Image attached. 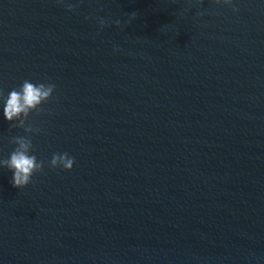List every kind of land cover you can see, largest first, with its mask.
I'll return each instance as SVG.
<instances>
[{
	"label": "water",
	"instance_id": "water-1",
	"mask_svg": "<svg viewBox=\"0 0 264 264\" xmlns=\"http://www.w3.org/2000/svg\"><path fill=\"white\" fill-rule=\"evenodd\" d=\"M70 2L0 0V88L56 86L0 264H264V0Z\"/></svg>",
	"mask_w": 264,
	"mask_h": 264
},
{
	"label": "clouds",
	"instance_id": "clouds-1",
	"mask_svg": "<svg viewBox=\"0 0 264 264\" xmlns=\"http://www.w3.org/2000/svg\"><path fill=\"white\" fill-rule=\"evenodd\" d=\"M66 4L69 11H72L76 5L70 0H59ZM216 4L233 5L235 0H213ZM239 9L234 7L233 11ZM136 13L130 14L128 23L136 18ZM107 21L99 18V26L103 29ZM120 26V21L115 22ZM56 86L51 82L44 80L32 81L24 80L18 87L5 93L0 88V119L7 121L11 129H23L24 135H15L10 137V143L14 145L12 151L5 158L0 156V169L9 170L11 175L10 183L14 188L22 189L27 187L33 176L43 170L45 161L38 159L35 154L33 144V135L40 134V128L34 127L30 119L39 116L43 112V106L53 97ZM75 158L68 153H54L48 166L55 169L61 168L65 171H71L75 165Z\"/></svg>",
	"mask_w": 264,
	"mask_h": 264
}]
</instances>
